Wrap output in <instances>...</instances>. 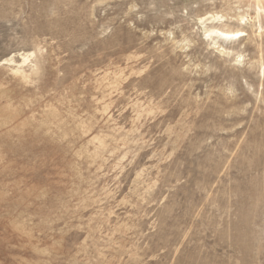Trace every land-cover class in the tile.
<instances>
[{"label":"rangeland","instance_id":"1","mask_svg":"<svg viewBox=\"0 0 264 264\" xmlns=\"http://www.w3.org/2000/svg\"><path fill=\"white\" fill-rule=\"evenodd\" d=\"M0 264H264V0H0Z\"/></svg>","mask_w":264,"mask_h":264},{"label":"bare ground","instance_id":"2","mask_svg":"<svg viewBox=\"0 0 264 264\" xmlns=\"http://www.w3.org/2000/svg\"><path fill=\"white\" fill-rule=\"evenodd\" d=\"M221 35L224 37H234V36H241V32L236 31V32H220Z\"/></svg>","mask_w":264,"mask_h":264}]
</instances>
